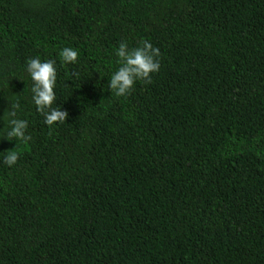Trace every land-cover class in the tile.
Returning a JSON list of instances; mask_svg holds the SVG:
<instances>
[{
	"label": "trees",
	"instance_id": "1",
	"mask_svg": "<svg viewBox=\"0 0 264 264\" xmlns=\"http://www.w3.org/2000/svg\"><path fill=\"white\" fill-rule=\"evenodd\" d=\"M142 39L159 71L116 97L114 50ZM32 57L65 122L35 111ZM13 101L30 139L0 153V264H264V0H0Z\"/></svg>",
	"mask_w": 264,
	"mask_h": 264
},
{
	"label": "clouds",
	"instance_id": "2",
	"mask_svg": "<svg viewBox=\"0 0 264 264\" xmlns=\"http://www.w3.org/2000/svg\"><path fill=\"white\" fill-rule=\"evenodd\" d=\"M117 58V67L110 74L107 80V90L116 97H126L138 82L151 84L152 75L160 68V49L154 46L149 40L142 39L136 46L130 47L126 41H120L114 50ZM78 50L73 47H63L58 52L62 65L75 64L78 58ZM25 72L30 79L31 102L35 111L43 116V123L52 127L60 122H65L67 111L60 106H53L56 99L54 91L57 81V67L51 59L41 60L39 57L28 58L25 61ZM69 79L78 78L79 73L66 74ZM18 102L13 101L10 106L0 114V121H6L7 127L0 129L4 140L15 141L14 147L5 150L2 156V163L6 166H14L19 158L16 150V142H27L30 137L27 135L28 121L18 118Z\"/></svg>",
	"mask_w": 264,
	"mask_h": 264
}]
</instances>
